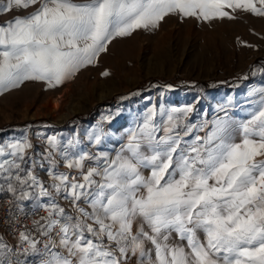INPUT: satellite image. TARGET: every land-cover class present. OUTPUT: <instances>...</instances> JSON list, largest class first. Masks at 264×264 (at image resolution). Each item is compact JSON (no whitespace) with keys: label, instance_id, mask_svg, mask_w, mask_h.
<instances>
[{"label":"snow or ice","instance_id":"snow-or-ice-1","mask_svg":"<svg viewBox=\"0 0 264 264\" xmlns=\"http://www.w3.org/2000/svg\"><path fill=\"white\" fill-rule=\"evenodd\" d=\"M14 10L27 14L0 22V93L56 87L115 38L169 15L264 17V0H0V13ZM245 104L246 118L229 115V97L223 115L196 122L193 105L149 108L114 155L76 137L49 136L44 153L26 134L0 141V194L15 209L0 264H264V87ZM105 135L95 128L88 140L98 147Z\"/></svg>","mask_w":264,"mask_h":264},{"label":"rangeland","instance_id":"rangeland-1","mask_svg":"<svg viewBox=\"0 0 264 264\" xmlns=\"http://www.w3.org/2000/svg\"><path fill=\"white\" fill-rule=\"evenodd\" d=\"M245 43L251 47H245ZM260 57H264V17L241 11L235 13V19L208 21L169 15L155 29H139L130 36L115 38L94 64L56 87H48L43 81H25L18 88L0 93V128L9 124L21 127L0 133V141L20 139L26 134L33 150L44 153L49 147V136H57L62 145L76 137L84 150L114 155L126 142L128 131L142 122L149 108L159 111L161 105H193L199 114L192 117L196 122L223 115L217 113V106L232 97L229 115L246 118L242 111L247 107L246 93L252 87H264L261 71L241 86L207 91L167 85L113 104L109 101L116 95L130 93L149 79L201 82L237 77ZM104 72L108 75H102ZM38 120L45 123L36 127L34 122ZM69 122L74 126L67 127ZM95 128L106 133L98 147L88 140V133ZM59 167L66 170L62 162ZM148 174L145 169L144 175ZM39 175L47 182L44 170H39Z\"/></svg>","mask_w":264,"mask_h":264},{"label":"trees","instance_id":"trees-1","mask_svg":"<svg viewBox=\"0 0 264 264\" xmlns=\"http://www.w3.org/2000/svg\"><path fill=\"white\" fill-rule=\"evenodd\" d=\"M253 69L256 70V74L253 75L252 71ZM261 69H264V57H260L253 61L251 64L248 65V67L245 69V72L242 75H239L237 77H231L230 79L225 80H211V81H201V82H194L190 80H175L171 78H160V79H149L145 83L140 84L138 88L130 91V93L125 95H116L113 99H111L109 104L115 103V101L123 100L131 97L139 96L141 93L146 92L147 90H153L158 87H166L167 85L180 87L184 89H204L207 91L218 89L220 87L224 88H230L235 86H241L245 81L254 79L258 73L261 71ZM247 76L246 80H242L241 77ZM45 123L44 120H38V122H34V126L38 127L40 125H43ZM67 127L74 126L73 122H69V124H66ZM21 128L19 125L16 124H9L5 128H0V133H3L4 131H7L9 129H19ZM0 196H8L7 194H0Z\"/></svg>","mask_w":264,"mask_h":264},{"label":"built area","instance_id":"built-area-1","mask_svg":"<svg viewBox=\"0 0 264 264\" xmlns=\"http://www.w3.org/2000/svg\"><path fill=\"white\" fill-rule=\"evenodd\" d=\"M9 196H0V233L10 243H14L11 232H12V213L15 209L8 203ZM43 214L42 212L40 213ZM23 223L30 224V218L22 220ZM19 226V225H17Z\"/></svg>","mask_w":264,"mask_h":264},{"label":"crops","instance_id":"crops-1","mask_svg":"<svg viewBox=\"0 0 264 264\" xmlns=\"http://www.w3.org/2000/svg\"><path fill=\"white\" fill-rule=\"evenodd\" d=\"M31 11H33V9H31V8L27 10V12H31ZM27 12L20 11V10H14L13 12L8 13V14H2V13H0V22L9 20V19H11L12 17H14L17 14L26 15ZM60 203H61L62 206H65L66 208H68V206H66V204L63 202V200H61Z\"/></svg>","mask_w":264,"mask_h":264}]
</instances>
